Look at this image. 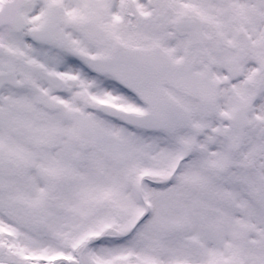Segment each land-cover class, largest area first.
I'll return each instance as SVG.
<instances>
[{"label":"snow or ice","instance_id":"6c2138e0","mask_svg":"<svg viewBox=\"0 0 264 264\" xmlns=\"http://www.w3.org/2000/svg\"><path fill=\"white\" fill-rule=\"evenodd\" d=\"M0 264H264V0H0Z\"/></svg>","mask_w":264,"mask_h":264}]
</instances>
